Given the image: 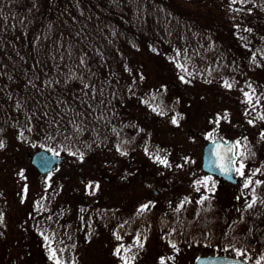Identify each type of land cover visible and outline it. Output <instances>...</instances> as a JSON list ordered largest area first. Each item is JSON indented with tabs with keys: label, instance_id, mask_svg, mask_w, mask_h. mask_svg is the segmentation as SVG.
Instances as JSON below:
<instances>
[{
	"label": "rangeland",
	"instance_id": "1",
	"mask_svg": "<svg viewBox=\"0 0 264 264\" xmlns=\"http://www.w3.org/2000/svg\"><path fill=\"white\" fill-rule=\"evenodd\" d=\"M0 27L5 33L18 29L10 28L8 25ZM48 29L54 34L59 32L55 26ZM70 49L71 47L67 46V50ZM151 51L154 52L150 54L158 53L155 54L158 58H150V61L144 57V65L139 67L140 59L135 56L136 48L122 52L119 57L113 52L118 66L122 67L129 62L134 64L129 68L130 72L126 73L128 74L126 81L143 84H138L140 95L150 90L158 92L157 88L165 87L162 91L169 93L166 98L167 106L178 107L179 113L185 112L186 117L179 124L173 120L174 113L169 115L171 121H167L165 125L155 120L151 121L150 129L156 128L161 132V136L153 138L156 144L152 142L153 149L149 151V157L144 155L141 148L135 150L132 155L130 151L124 155L117 151L114 145L102 146L97 141L88 143L91 135L82 138L76 149H71L72 144L65 140L66 133L63 132V129H67V124L63 123L67 122L68 114L64 106H52L62 114V118L55 121L53 132L56 134L52 140L48 138L49 143L44 142L36 134L29 135L31 138L29 141L16 138L14 134H17V128L20 129L21 110L14 117V126L4 132L7 138L0 140V225L3 224L2 228L0 226V264H193L200 254L216 255L226 251L225 248L212 246L205 240H200L197 244L196 239L188 236L183 242L172 236L171 242L168 243V240H162L160 235H155L167 227L160 229L157 224L151 232L149 227L146 228L147 226L139 222L122 235H116L113 226L104 227L103 223L99 224V228L96 224L84 226L89 228L91 239L85 240V245L81 248L82 255L75 261L69 254L66 255L65 242L57 244L56 240H53L59 228L53 224L54 218L46 215V208L49 209L51 206L104 207L107 204L112 209L118 206H137L142 209L151 196L150 187L144 184L142 189L137 183L136 187L135 173L138 172L140 176L143 171L148 172L149 166L159 167V158L156 157L159 148L167 145L166 153L169 148V154L180 156L184 153L183 149L192 150L195 157L193 164H197L201 159V148L216 133L222 139L235 138L239 143L248 135L254 139L264 138V111L256 101L260 100V93L245 89L244 84L237 83L239 78L234 77L230 78L232 86L239 88L241 92L244 91L243 94L226 87L228 85L222 82L223 78L207 77L201 82L191 79L190 76L186 79L183 75L182 81L181 74L185 71L193 72V67L185 66L186 63L180 67L168 62L166 58L163 60V57L160 58L162 53L160 49ZM73 53L80 55L78 47ZM107 68L102 66V75L108 74L104 73ZM83 69L89 70L85 67ZM118 74L119 72L106 77L115 79ZM259 77L264 79V76H258L257 81L262 80ZM136 91L135 88L129 97L128 109L131 113L133 108H137L136 112L138 110L142 112L143 106L146 108L142 102L144 99L142 97L143 100L140 99L139 94L138 98L135 96ZM35 99V97L32 100L26 99V106H30ZM33 110L42 112L34 107ZM0 121L2 128L6 127V120L2 118ZM42 125H45V122ZM49 130L50 127L47 132ZM77 130L78 133H84L87 128L82 130L79 125ZM79 137L81 135H77V139ZM145 142L147 140L142 143ZM41 149L52 151L63 158L49 175L41 176L31 168L30 156ZM143 155L147 158L144 159ZM197 168V165L171 164L165 173L169 178V185L162 187L161 197L165 202L178 203L181 199L194 202L197 191L194 174ZM117 176L122 178L123 186L132 187H126L128 189L125 191L116 187L114 180ZM106 178H109V181H106ZM93 228L98 230L93 231ZM145 230H147L145 237L141 236ZM84 231L86 232L85 229ZM206 234L203 232L202 239H207ZM78 239L74 242L78 243ZM134 250L140 251L137 252V256L134 255Z\"/></svg>",
	"mask_w": 264,
	"mask_h": 264
},
{
	"label": "trees",
	"instance_id": "2",
	"mask_svg": "<svg viewBox=\"0 0 264 264\" xmlns=\"http://www.w3.org/2000/svg\"><path fill=\"white\" fill-rule=\"evenodd\" d=\"M3 25L18 29L0 30V119L7 122L4 128L0 123V140L7 138L4 132L23 109L19 136H14L29 141V135L36 134L49 143L62 115L53 108L36 112L31 105L21 106V100H32L31 95L39 97L41 92L48 102L62 98L55 99L47 83L37 80L64 76L68 84L86 82V77H79L86 73L83 68L99 76L103 65L108 67L104 73L116 75L121 67L113 52L119 57L134 48L138 67L144 65V57L158 58V53L150 52L159 49L163 60L193 67V72L181 74L182 81L189 76L199 81L223 78L226 87L239 93L230 79L239 78V85L261 94L256 101L264 111V79L257 81L264 76V0H0ZM52 26L59 32L32 30ZM38 43L43 46H34ZM77 47L79 56L73 53ZM133 65L129 62L122 68ZM69 143L73 150L79 145L73 139Z\"/></svg>",
	"mask_w": 264,
	"mask_h": 264
},
{
	"label": "flooded vegetation",
	"instance_id": "3",
	"mask_svg": "<svg viewBox=\"0 0 264 264\" xmlns=\"http://www.w3.org/2000/svg\"><path fill=\"white\" fill-rule=\"evenodd\" d=\"M32 30L37 33L50 31L46 28ZM22 46L25 47L27 44H22ZM34 46L43 45L38 43ZM128 71L129 69L121 67L119 74L114 79L115 82H112V78L108 79L104 74L99 76L89 74L90 70L79 75V77H86V82L78 80L74 84L69 83L70 85L64 76H57L55 80L39 79L37 81L47 83L45 87L55 99L58 100V96H61L62 102H48L46 98L43 100L42 94L45 93L41 92L39 97L35 95L36 99L33 100L31 106L39 110L53 108L54 105L64 106V109L68 111L67 122L63 123L67 124V129H63V132L66 133L65 140L81 141L82 138L85 139L87 135H91L87 140L88 143L97 141L102 146L104 144L114 145L117 151L124 155L128 151L132 155L135 150L141 148L144 155L149 157V151L153 149V138L161 136V132L156 128L150 129L151 121L155 120V122L165 125L167 121H171L169 115L174 113L173 120L179 124L186 115L185 112L179 113L178 107L167 106L168 91L150 90L148 93L146 92L147 94L145 93L146 95H140L138 87L140 83L134 84L132 81H126V75H128L126 72ZM97 78H99L98 81ZM133 86L137 90L135 96L137 97L139 94V98L144 99L142 102L146 108L143 106L142 112L139 110L136 112L137 108H133L131 113L128 109L129 97L135 89ZM111 87H114V90H110ZM21 101V106H24L26 100ZM79 125L82 130L87 128V131L78 133L77 126ZM77 135H81V137L77 139ZM16 136L19 135L16 134ZM216 138H221L218 133L212 135L211 139L201 148V159L197 164H193L195 157L192 150L185 151L183 149L184 153L180 156L169 154V148L166 153L167 145L164 148H159V152L156 154V157L159 158V167L148 165V172L143 171L140 176H138V172L135 173L134 185L137 183L142 189H144V184L150 187L149 195L151 196L148 197V201L142 209L137 206H118L112 209L107 204L104 207L51 206L49 209L46 208V215L52 216L53 224L59 228L53 240H56L57 244L65 242L66 255L69 254L75 261L82 255L81 248L85 245V240L91 239L89 228H84V226L96 224L99 228V224L103 223L104 227L113 226L116 235H122L139 222L147 226L146 228L149 227L151 232L153 227L159 226L160 229L167 227L166 230L155 235H160V238L168 240V243L171 242L172 236L182 242L186 241L188 236V238L196 239L197 244L200 240H205L212 246L217 245L226 249L216 255L240 258L250 264H264V138L254 139L248 135L244 140L242 139L241 143L234 138H221L223 142L232 140L235 146L236 162L232 177H229L227 173L217 174L204 170V149ZM145 140L147 142L142 143ZM179 163L184 166H198L196 174H194V182L197 186L194 202L189 199H181V202L178 203L165 202V199L161 197L162 187L169 185V178L165 173L171 164ZM121 180L122 178L117 176L114 182L115 186L122 191L128 189L126 187H132L123 186ZM106 181H109V178H106ZM74 227L84 228L86 232L84 229L82 231ZM97 230V228H93V231ZM203 232L207 233V239H202ZM146 233L147 230L141 236L145 237ZM77 238H79V242L75 243ZM137 252L140 251L134 250V255L137 256ZM206 254L211 253L200 255Z\"/></svg>",
	"mask_w": 264,
	"mask_h": 264
},
{
	"label": "water",
	"instance_id": "4",
	"mask_svg": "<svg viewBox=\"0 0 264 264\" xmlns=\"http://www.w3.org/2000/svg\"><path fill=\"white\" fill-rule=\"evenodd\" d=\"M63 159L45 150L36 152L32 157V164L42 173L51 172L56 164ZM236 162L235 146L232 140L223 142L216 138L204 149V170L210 173L228 174L232 177ZM225 164V166H222ZM194 264H250L242 259L227 256H201Z\"/></svg>",
	"mask_w": 264,
	"mask_h": 264
}]
</instances>
